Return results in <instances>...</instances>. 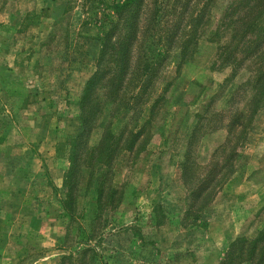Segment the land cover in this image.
I'll use <instances>...</instances> for the list:
<instances>
[{
	"label": "rangeland",
	"instance_id": "1",
	"mask_svg": "<svg viewBox=\"0 0 264 264\" xmlns=\"http://www.w3.org/2000/svg\"><path fill=\"white\" fill-rule=\"evenodd\" d=\"M71 1L0 0V264H264V245L249 251L264 230V0H173L177 30L149 52L166 57L157 101L107 109L82 137L107 6L123 0ZM71 149L94 152L64 204Z\"/></svg>",
	"mask_w": 264,
	"mask_h": 264
},
{
	"label": "trees",
	"instance_id": "2",
	"mask_svg": "<svg viewBox=\"0 0 264 264\" xmlns=\"http://www.w3.org/2000/svg\"><path fill=\"white\" fill-rule=\"evenodd\" d=\"M146 1L147 0L114 1L112 5L107 6V10H110L112 16L110 13L108 14L111 16V20L108 24L109 27L102 32L103 34L100 38L101 50L97 59L96 72L89 80L81 99L80 120L81 124H83L84 131L80 137L86 133L89 126L92 124L91 121L94 120V118L97 121L99 116L107 109H109L112 114L114 113V115H117L124 110H135L134 107L142 102V100V105L145 106L151 101H157L155 99L153 100L152 94H149L148 97V84L156 68L161 65L166 57L161 51L157 55H152L149 52L153 46L160 45L163 47L162 38H165L164 33L166 32V25L168 24L169 29L174 31L177 30L178 22L173 20L167 22L166 18L173 0H151V5H148L150 18L148 23L144 25L142 16L144 13L146 15L148 14ZM71 3L72 1L70 0L68 5L70 6ZM85 4H90L89 6H92V8L99 9L101 5L103 6V0H86ZM207 5L208 4H205V6ZM103 10L105 9L103 8ZM203 12L204 10H201L196 16L194 15L195 17H191V21L194 25H197L196 23L203 18ZM254 24L255 23L252 25ZM192 28H194L193 24L190 30ZM157 32L159 33L158 36ZM157 37L158 40L156 41L155 39ZM166 40L169 44L170 37L167 35ZM188 43H190V40H181L179 42L180 47L183 48L181 56L184 53L186 55V44ZM102 93H105V105H102L101 102L103 99ZM153 108H155L154 102L151 104V109ZM139 135L140 132L137 133L135 138ZM107 139L110 141L116 140L111 132L106 134L104 140ZM116 145L117 143L113 146L108 143L106 146V161H109V152H112L113 147ZM71 148H75L74 144H72ZM71 151L70 168L65 179L67 194L64 204H66L68 200L70 202L72 200L70 199L72 194L69 184L70 176L74 173L78 163L82 162L84 165L89 155L94 152L88 151L85 159L81 160L78 151L75 153L73 149H71ZM258 245H264V230L260 232V236L256 240L251 242V249H249L250 253H253ZM262 250L264 253V246ZM91 251L92 248L87 247L80 250L78 254L85 256ZM68 261L71 262L72 258L70 256H65L61 259L60 264H66Z\"/></svg>",
	"mask_w": 264,
	"mask_h": 264
}]
</instances>
